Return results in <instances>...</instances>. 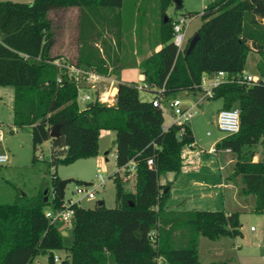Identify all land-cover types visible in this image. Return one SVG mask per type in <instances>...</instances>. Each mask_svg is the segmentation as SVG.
Wrapping results in <instances>:
<instances>
[{
	"label": "trees",
	"instance_id": "1",
	"mask_svg": "<svg viewBox=\"0 0 264 264\" xmlns=\"http://www.w3.org/2000/svg\"><path fill=\"white\" fill-rule=\"evenodd\" d=\"M150 1L141 3L137 29L149 12L157 26L154 46L161 47L139 63L143 84L150 91L163 88L166 99L182 91H201L203 75L224 72L232 80L214 88L211 100H221L222 110H239V131L224 136L215 150L232 154V177L242 195L252 199L253 212L264 216V157L253 162L256 148L264 144V0H214L203 9L202 24L180 51L172 42V20L167 16L173 5L180 8L176 0H153V7ZM122 4L123 0L0 1V87L13 92L12 125L30 129L34 151L48 141L45 163L48 171L54 167V179L38 194H19L11 204H0V264H30L39 255H47L54 264L53 252L61 250L67 253L61 264L68 259L70 264H201L200 236L216 241L241 234L239 211L173 212L166 207L171 183L160 184V179L181 174L184 152L195 143L190 123L164 130L161 109L142 100L134 85L118 84L113 105L100 103L95 91L93 100L81 105L75 82L55 65L61 59L51 55L57 41L51 12L78 8L101 19L102 11L120 10ZM86 13L79 17V56L69 65L106 75L101 59L86 56V40L92 34ZM197 15L189 13L190 18ZM105 19L108 26L111 20ZM195 35L199 38L187 53ZM138 39L142 41L141 34ZM251 53L262 59L256 66L259 80L239 83ZM56 125L59 135L51 138ZM102 131L115 133L116 168L134 163L133 190L127 191L115 174L114 208L99 206L100 201L92 209L74 205L70 226L50 224L45 209L60 208L64 202L56 166L96 157ZM51 187L55 195L49 201Z\"/></svg>",
	"mask_w": 264,
	"mask_h": 264
},
{
	"label": "rangeland",
	"instance_id": "2",
	"mask_svg": "<svg viewBox=\"0 0 264 264\" xmlns=\"http://www.w3.org/2000/svg\"><path fill=\"white\" fill-rule=\"evenodd\" d=\"M10 1L16 3L28 4L30 0H0ZM143 0H123L120 10H114L116 18L126 30L125 42L129 46L133 45V41L137 40V35L142 36V40H149L153 43L156 25L154 19L149 18V14L145 16L146 23L142 28H138V18L135 17V13L141 12ZM182 6L175 8L174 5L167 10V16L175 21L181 16L189 20L185 28V41L186 43L190 37L193 36L195 31L202 24L200 14L203 9L211 4L214 0H180ZM151 7L155 2L150 1ZM149 2V3H150ZM84 9L68 8L50 13V18L53 21V25L57 35V41L52 49V54H60L63 56L61 61L70 63L73 61L75 52L76 41L79 37V17L81 14L86 13ZM109 12V11H108ZM189 13H197V16L190 18ZM84 27V26H83ZM149 35V38H148ZM262 61L261 57L256 53H251L248 56L246 63L245 74L253 77L257 76L256 66ZM74 62V61H73ZM134 70V69H133ZM129 85H134L137 88L143 85V80L140 78L139 70L136 68L130 79ZM134 83V84H133ZM88 93L96 92L98 96L108 93L112 95L117 86H112L109 83L100 82L96 85L95 89L88 88ZM10 89L11 88H7ZM87 92V91H86ZM140 98L144 101L151 99V95L147 94L143 90H139ZM202 97V92H186L182 91L175 95V98L180 99L185 104H192ZM109 98V96H108ZM1 101L0 117L6 118L9 115V107ZM8 108V109H7ZM167 106L164 105V124H168L170 119L167 113ZM197 114L191 120V129L195 138L200 137L203 141L200 143L205 150H208L209 146L217 138L223 137L224 133L218 129L217 115L222 110L221 100H202L196 105ZM2 128V127H1ZM5 134V140L0 144V147H4V150L9 156V161L0 166V204H11L15 197L19 194H26L27 196H35L44 187L48 186L50 177L53 174V170L46 166V161L50 156L49 142H45L38 146L34 151L31 134L29 128H19L17 134L8 132L6 125L2 128ZM114 132H108L106 136H102L99 140L100 154L96 159H83L78 160L70 165H57L55 172L56 176L61 181H69L64 189V198L77 200L78 195L74 193L76 185L84 183L97 185L99 182L98 173L105 179L102 188L95 190V199L87 200L83 199L79 206L83 208L92 209L95 207L98 201H102L107 208H114V180L112 175L116 171V165L114 163V157L111 149L114 146ZM264 148L263 144L259 145L256 149V154H260V149ZM109 151L107 155L109 162H104L103 151ZM186 151V150H185ZM216 153V152H215ZM43 155V160L38 159L33 162V157ZM223 172L232 171V162L228 163V160L232 157L231 153L222 152ZM261 157V156H260ZM52 168V167H51ZM232 177V173L230 174ZM233 178V177H232ZM164 178L160 180L163 181ZM234 179V178H233ZM236 184H239L234 179ZM134 185V178L129 179L127 183H124L127 191H132ZM240 187V186H239ZM240 198L245 201V208H239L240 213V236L232 238H221L219 241H211L207 238L200 236L198 238V252L199 260L204 262H222L224 264H264V225L262 218L253 212V202L249 197L243 196L238 189ZM198 210V209H197ZM250 228L256 230L254 233L250 231ZM220 247V248H218ZM216 248L222 249L221 255H216ZM54 255H57L61 260L57 264L63 263L67 260V253L63 250L54 251ZM212 260V261H211ZM30 264H49L47 255H39L33 259ZM55 264V263H54ZM65 264H70V260Z\"/></svg>",
	"mask_w": 264,
	"mask_h": 264
},
{
	"label": "crops",
	"instance_id": "3",
	"mask_svg": "<svg viewBox=\"0 0 264 264\" xmlns=\"http://www.w3.org/2000/svg\"><path fill=\"white\" fill-rule=\"evenodd\" d=\"M29 3H31V0L30 2H28V4ZM141 13H135V17L139 18V15ZM147 13L149 14V12ZM101 15L102 18L100 19L97 16L86 13L87 29L90 30V28L92 27V29L90 30L92 34H90L86 40L88 44L86 49V56H89V53L95 54L96 58H99L104 62L105 67L107 68V74L102 75L104 77V83H109L112 86H117L118 84L129 85V83H131L130 79L132 77V73L136 68H138L140 78L143 80V75L139 68V63L143 59L149 57L153 52L158 51L161 46H154V42L150 43L148 40L139 41L138 35L137 40L133 41V45L129 46L125 42L126 30L116 18V14L111 11L108 12L104 10L102 11ZM105 16H107L109 20H111V23H109L108 26L105 24ZM148 16L150 18V14ZM134 27L135 30H137L136 25H134ZM79 49L80 43L77 40L73 56L74 62L72 61V63L77 62ZM51 55L53 57L58 56L60 57V59H62L63 57L61 53L52 54L51 52ZM7 88L8 87H0V104L1 101L3 103V100H5V104L7 103V106L10 109L9 115L6 118L0 117V127L3 128L6 125V127L9 129L8 132L17 134L19 128H15L12 125L13 92L12 89L10 90ZM86 91L88 92V89H83V92ZM145 92L151 95V99L148 101H152L155 96L153 93L154 91L152 90ZM170 99L173 98L170 97L164 99L163 104L167 106V101H169ZM167 115L170 119V122L168 124H164V126L169 127V125L172 123L171 110L169 108H167ZM190 126H192L191 122ZM108 132L110 131H102L100 133L99 140L100 138H102V136H106ZM223 137L217 138L215 141H213L208 150H205V148H203L200 144L203 141L200 137H194V145L189 149H186V151L184 152L185 165L181 174L176 179H174L173 174H167L166 177H163V181L160 180V184H166L167 182L171 183L170 198L166 205L169 211L185 212L198 209L200 211H223L229 213L237 211L239 210V208H245V201L243 197L242 199L240 198L238 193V189L241 191V188L239 187L240 185L235 183L234 179L230 175L231 172H223L222 152L225 151H216V153L211 152L212 149H215V144ZM111 151L114 157L115 145L113 146ZM0 153L7 154L4 150V147L2 146L0 147ZM99 154L100 149L98 155L91 159L98 158ZM102 154L104 162L108 163L109 159L107 155L109 154V151L105 150L102 152ZM38 156H41L43 158V155L39 154ZM263 157L264 148H262V150L260 149V154L255 155V157L253 158V162H257ZM231 162L232 157L228 160V163ZM258 216L263 217L262 223L264 225V216ZM255 231L256 230H253L251 232L254 233ZM63 234L66 235L65 232H63ZM219 240H221V238L216 241ZM218 248H216V255H221L222 249ZM198 257H200L199 252ZM208 263L210 262H204L201 264Z\"/></svg>",
	"mask_w": 264,
	"mask_h": 264
},
{
	"label": "built area",
	"instance_id": "4",
	"mask_svg": "<svg viewBox=\"0 0 264 264\" xmlns=\"http://www.w3.org/2000/svg\"><path fill=\"white\" fill-rule=\"evenodd\" d=\"M189 20L183 16H181L179 19L172 21V29H173V38L172 42L176 46L177 50L180 51L184 47V41H185V28L188 24ZM55 65L59 67L61 71H66L68 76L73 79L75 82V85L79 92V98L78 101L81 105H85L86 103L93 100V96L91 93L83 92V89H85L84 85H86L88 88L95 89L96 85L100 82L104 81V77L94 71H87L83 70L81 68L71 66L67 63H64L62 61H56ZM61 78H58V82H60ZM231 79L227 78V75L224 72H219L215 74L212 77H209L208 75H203L201 80V92L202 97L196 102H193L192 104H185L178 98H173L167 101V106L171 110V119L172 123L169 125H176L179 127H182L186 123H190L191 120L194 118V116L197 114L196 111V105L198 102L202 100H211L213 98V92L212 90L219 86L220 84H223L225 82L230 81ZM259 79L243 74L241 78H239V83H246V84H252L254 82H257ZM232 81V80H231ZM87 89V88H86ZM139 90L143 91H150V87L146 84H143L142 86L138 87ZM113 93L115 89H112ZM154 98L151 101L152 105L154 107H157L161 109L163 115V109H164V98H163V92L164 89H154ZM116 93V92H115ZM115 93L112 95H108V93L102 94L101 96H97V100L100 103L106 104V105H113L115 102ZM109 96V98H108ZM167 115V113H165ZM239 117L240 112L237 108L230 109V110H221L219 111L217 115V126L218 129L224 133V136H230L237 134L239 131ZM164 130L168 129L167 126L163 125ZM183 131V129H181ZM4 140V132L2 128L0 127V144ZM212 153H215L216 150L212 149ZM225 152H229V150H225ZM115 158V155H114ZM38 159H42L41 156H38ZM9 161V157L5 153H0V166L6 164ZM151 160L148 161V165H151ZM53 170L54 174V167L51 168ZM127 173V175H125ZM53 174L50 177V181L54 179ZM115 174H118V176L122 179L123 183H127L129 179L135 178V165L134 163H129L126 166H123L121 168H116V171L112 175L115 176ZM99 182L97 185L94 184H81L76 185L74 188V193L79 196L77 200L72 199H65L64 195V202L60 208L52 209L51 207H48L44 211V216L48 220L50 224L55 223H63L68 226L71 225L72 218L74 216L75 210L73 208L74 205L79 206V203L83 199L87 200H94L95 197V190L97 188H102L104 185L105 179L101 176L100 173H98ZM65 189V188H64ZM55 191L51 187L49 190V201L54 198ZM251 231H253V228H250ZM60 258L57 255L53 256V262L55 264L60 262Z\"/></svg>",
	"mask_w": 264,
	"mask_h": 264
},
{
	"label": "water",
	"instance_id": "5",
	"mask_svg": "<svg viewBox=\"0 0 264 264\" xmlns=\"http://www.w3.org/2000/svg\"><path fill=\"white\" fill-rule=\"evenodd\" d=\"M176 5L178 7H181V1L180 0H176L175 1ZM198 35H195L192 40L190 41L189 43V46H188V50H187V53L194 47V45L196 44L197 40H198ZM59 135V125H56L53 130L51 131L50 133V137L51 138H55ZM177 139H179V136L177 137ZM69 183V181H61L60 184H59V191H60V195L63 196L64 195V188L66 186V184ZM86 185H89V183H85ZM45 198H44V201L46 202L47 201V197H46V194H47V190H45L43 192ZM103 204V202H99L98 205L101 206Z\"/></svg>",
	"mask_w": 264,
	"mask_h": 264
}]
</instances>
